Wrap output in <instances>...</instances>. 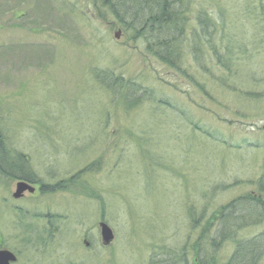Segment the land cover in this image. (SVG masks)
I'll return each instance as SVG.
<instances>
[{
	"label": "rangeland",
	"instance_id": "obj_1",
	"mask_svg": "<svg viewBox=\"0 0 264 264\" xmlns=\"http://www.w3.org/2000/svg\"><path fill=\"white\" fill-rule=\"evenodd\" d=\"M96 1L0 0V147L41 188L14 200L0 174V247L15 264H225L264 232L213 233L258 196L264 0H193L169 65Z\"/></svg>",
	"mask_w": 264,
	"mask_h": 264
},
{
	"label": "trees",
	"instance_id": "obj_2",
	"mask_svg": "<svg viewBox=\"0 0 264 264\" xmlns=\"http://www.w3.org/2000/svg\"><path fill=\"white\" fill-rule=\"evenodd\" d=\"M100 1V2H99ZM97 0L101 7L107 9L110 15L118 21L123 28L142 37L147 43L148 51L163 63L171 64L181 55V48L186 43L183 30L189 25L188 15L193 0ZM189 8V10H188ZM202 35H207L209 29L207 20L198 19V26ZM198 31L197 28H194ZM194 29L190 27L192 37ZM206 31V32H204ZM199 33V31H198ZM183 36V37H182ZM199 38L200 35L196 34ZM197 43V42H196ZM175 64V63H174ZM102 81L111 80V74L102 72ZM0 147V161L3 158ZM0 165H3L0 163ZM10 168L21 173L20 165L10 163ZM3 167V166H2ZM258 196H242L222 207L217 218L216 228L213 227L215 241H223L241 228L255 227L263 223L264 217V157L261 164V177L258 180ZM196 219L195 221H197ZM194 221V222H195ZM215 228V230H214ZM214 242V241H213ZM208 245L212 242L209 240ZM216 244V243H215ZM264 256V232L253 238L240 240L237 247L225 264H257ZM175 262V263H174ZM149 264H177L176 261L167 262L162 259H153ZM181 264H188L182 258Z\"/></svg>",
	"mask_w": 264,
	"mask_h": 264
},
{
	"label": "water",
	"instance_id": "obj_3",
	"mask_svg": "<svg viewBox=\"0 0 264 264\" xmlns=\"http://www.w3.org/2000/svg\"><path fill=\"white\" fill-rule=\"evenodd\" d=\"M114 36H115V38H118L119 37V31L115 32ZM25 189H29L30 191H33V188L24 184L23 182L17 183L16 184V190H15V193L13 194V196L19 197L20 194ZM99 227H100V236H101L102 244L104 246L109 245L113 239V234H112L111 229L104 222H100ZM15 260H16V258L12 253H10L9 251H6V250H0V264H10V262H13Z\"/></svg>",
	"mask_w": 264,
	"mask_h": 264
},
{
	"label": "flooded vegetation",
	"instance_id": "obj_4",
	"mask_svg": "<svg viewBox=\"0 0 264 264\" xmlns=\"http://www.w3.org/2000/svg\"><path fill=\"white\" fill-rule=\"evenodd\" d=\"M2 153V155H3V158H2V160L0 161V163H2L3 165H0V174H2V175H4V176H7V177H9L10 175H12V177H13V179H14V181H17V180H24V181H26V182H28L30 185H32L33 187H34V191H29L28 189H26V190H24L21 194H20V196H19V198L21 199V198H23V197H25V196H27V195H34L35 194V192L38 190H40L41 188H40V186L38 185V184H36V183H34V180H32V179H30V178H26V179H22L21 177H23V178H25L24 176H21V175H19V174H16L15 172L16 171H14V170H12L11 168H10V163L11 162H9V155L7 154V153H5V152H1ZM5 154H7V155H5ZM16 161V160H15ZM3 166V167H2ZM21 171H23L22 170V168H23V163L21 164ZM29 180V181H28ZM31 181V182H30ZM19 200V199H18ZM1 248V247H0ZM4 248V247H3ZM4 249H7V248H4ZM9 250V249H8ZM14 263H16V262H14ZM13 263V264H14Z\"/></svg>",
	"mask_w": 264,
	"mask_h": 264
},
{
	"label": "bare ground",
	"instance_id": "obj_5",
	"mask_svg": "<svg viewBox=\"0 0 264 264\" xmlns=\"http://www.w3.org/2000/svg\"><path fill=\"white\" fill-rule=\"evenodd\" d=\"M22 170L23 171H21V173L19 174V175H21V176H24L25 178H23V177H21L22 179H26V178H32V177H30V176H28V175H30L28 172H25V170H26V168H25V164H23V168H22ZM27 180V179H26ZM33 180V179H32ZM29 181V180H28ZM20 182H23L24 184H26V185H28V186H32V185H30L28 182H26V181H24V180H17V181H15V185H14V193H15V190H16V184L17 183H20ZM31 182V181H30ZM14 200H18V199H20L19 197H14L13 198ZM107 225V224H106ZM98 226H99V223H98ZM108 226V225H107ZM152 259V258H151ZM153 259H161V258H159V255L157 254V255H154V257H153Z\"/></svg>",
	"mask_w": 264,
	"mask_h": 264
}]
</instances>
